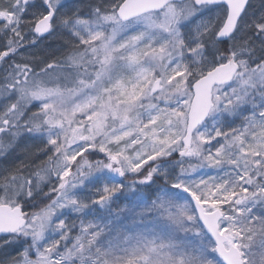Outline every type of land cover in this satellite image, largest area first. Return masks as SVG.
<instances>
[{"label": "snow or ice", "instance_id": "1", "mask_svg": "<svg viewBox=\"0 0 264 264\" xmlns=\"http://www.w3.org/2000/svg\"><path fill=\"white\" fill-rule=\"evenodd\" d=\"M0 264H264V0H0Z\"/></svg>", "mask_w": 264, "mask_h": 264}]
</instances>
